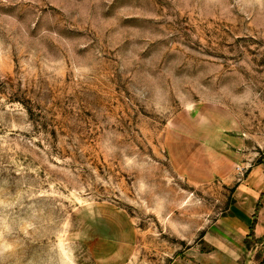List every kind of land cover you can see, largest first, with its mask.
Returning <instances> with one entry per match:
<instances>
[{
    "label": "rangeland",
    "instance_id": "rangeland-1",
    "mask_svg": "<svg viewBox=\"0 0 264 264\" xmlns=\"http://www.w3.org/2000/svg\"><path fill=\"white\" fill-rule=\"evenodd\" d=\"M261 165L264 0H0V264H211Z\"/></svg>",
    "mask_w": 264,
    "mask_h": 264
},
{
    "label": "crops",
    "instance_id": "crops-1",
    "mask_svg": "<svg viewBox=\"0 0 264 264\" xmlns=\"http://www.w3.org/2000/svg\"><path fill=\"white\" fill-rule=\"evenodd\" d=\"M262 168V165L255 168L251 173L253 174L251 178L237 186L235 192L236 203L227 210L228 216L222 217L219 221L226 228H215L213 233L214 235L226 234L233 237L229 239L228 244L219 240L220 244L214 245L216 251L211 252V264H221L220 258L215 255V253H218L217 251L223 256V264H238L239 260L243 258L245 250L247 251L244 238L250 234V231L253 230L258 238L264 236V181L257 183L252 180V177ZM212 174L215 175V172ZM236 237H239V239ZM240 252L241 255H239ZM237 256L239 258H236ZM250 262L251 260L249 261L247 258L243 264H249Z\"/></svg>",
    "mask_w": 264,
    "mask_h": 264
}]
</instances>
